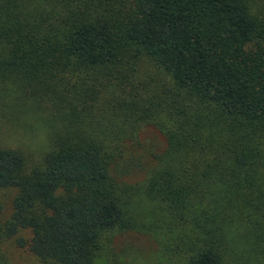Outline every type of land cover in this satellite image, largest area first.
<instances>
[{
  "label": "trees",
  "instance_id": "1",
  "mask_svg": "<svg viewBox=\"0 0 264 264\" xmlns=\"http://www.w3.org/2000/svg\"><path fill=\"white\" fill-rule=\"evenodd\" d=\"M0 188V264H264V0H0Z\"/></svg>",
  "mask_w": 264,
  "mask_h": 264
},
{
  "label": "rangeland",
  "instance_id": "2",
  "mask_svg": "<svg viewBox=\"0 0 264 264\" xmlns=\"http://www.w3.org/2000/svg\"><path fill=\"white\" fill-rule=\"evenodd\" d=\"M141 142L147 149H153V151L161 149L164 145L163 138L151 129L144 132ZM15 192L12 188H0V219L10 214ZM3 248L10 258V264H44L24 248H17L10 243ZM105 256L128 264H160L154 239L147 234L135 231L118 233Z\"/></svg>",
  "mask_w": 264,
  "mask_h": 264
}]
</instances>
